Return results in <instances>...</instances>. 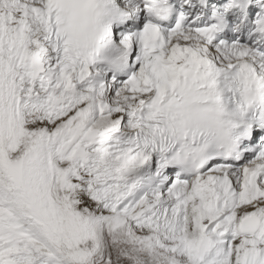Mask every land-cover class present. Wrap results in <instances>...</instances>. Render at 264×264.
Wrapping results in <instances>:
<instances>
[{
    "label": "snow or ice",
    "instance_id": "obj_1",
    "mask_svg": "<svg viewBox=\"0 0 264 264\" xmlns=\"http://www.w3.org/2000/svg\"><path fill=\"white\" fill-rule=\"evenodd\" d=\"M0 264H264V0H0Z\"/></svg>",
    "mask_w": 264,
    "mask_h": 264
}]
</instances>
